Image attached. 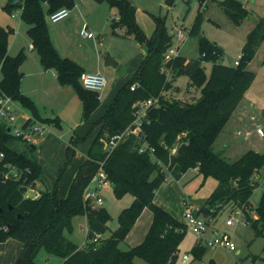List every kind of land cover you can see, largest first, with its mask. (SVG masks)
I'll return each instance as SVG.
<instances>
[{
    "label": "trees",
    "instance_id": "obj_1",
    "mask_svg": "<svg viewBox=\"0 0 264 264\" xmlns=\"http://www.w3.org/2000/svg\"><path fill=\"white\" fill-rule=\"evenodd\" d=\"M94 1H107L110 7L118 10V20H111L112 34L118 35L117 30L124 29L122 36H132L144 44L146 55L139 69L118 90L104 115L98 119L100 131L63 199L58 197L56 188L39 192L36 187L33 189L38 193L36 199L24 198L19 188H30L38 183L42 170L32 151L16 147L17 141L0 124V152L4 155L1 166L20 171L19 176L0 184V243L11 238L25 246L26 253L18 264H37L35 258L41 248L60 257L62 264H135L136 259L146 264H176L187 227L153 199L167 174L178 181L189 169H195L203 181L212 178L216 182L204 203L193 212L195 216L216 221L219 213L230 205L235 209L229 211L243 210L245 221L250 222L256 234H264V193L254 209L256 218L250 220L246 214L257 187L253 177L264 168V153L247 151L237 160L227 162L213 150L225 123L255 79V73L247 69V64L264 38V18H259L249 33L238 66H225L217 63L222 49L201 35L203 14L199 9L187 30L189 37L198 38V58L173 57L165 64L170 73L168 79L161 68L164 54L172 45V35L165 27L164 19L152 16L154 31L146 37L134 21V7L129 0ZM198 1L202 8L206 0ZM219 5L236 21L247 15L238 0H224ZM73 7L74 0H7L4 10L9 14L19 10L20 19L28 25L27 36L42 68L53 71L61 86H71L75 90L85 121L99 106V94L82 87L78 79L83 69L57 53L46 23V15L61 8L70 11ZM12 33V28L0 25V94L17 101L33 118L60 128L57 118L42 120L32 100L21 93L20 67L26 54L21 50L13 57L8 55V39ZM204 62L212 64L208 76L204 73ZM180 74L189 78L187 91L199 90V97L190 104L182 103L168 93L178 90L171 80ZM134 84L136 87L131 90ZM158 95V105L146 110L136 134L125 137L107 154L109 140L133 127L134 105ZM73 156L74 151L68 145L58 180ZM101 162L115 197L130 194L132 202L120 212L117 229L108 238L92 243L94 234L102 236L106 232L109 220L105 209L83 199ZM144 209L152 213L144 240L135 247L122 250L120 244ZM79 216L86 219V239L82 247L64 236L65 232H72L71 222ZM207 251L204 244H194L190 250L192 261L201 264Z\"/></svg>",
    "mask_w": 264,
    "mask_h": 264
},
{
    "label": "rangeland",
    "instance_id": "obj_2",
    "mask_svg": "<svg viewBox=\"0 0 264 264\" xmlns=\"http://www.w3.org/2000/svg\"><path fill=\"white\" fill-rule=\"evenodd\" d=\"M165 1L129 0L134 7V21L143 34L150 37L154 31L152 16L161 17L164 19L168 32L172 35L171 48L175 51V54L187 59H196L198 58V38L189 37L187 30L192 25L198 10L201 9L203 14L201 35L222 49L217 63L225 66H234L233 63L240 56L241 49L249 33L256 27L258 19L264 18V0H238L247 11L246 17L240 21L232 19L219 5L224 0H206L202 8H200L198 0H172L170 5H166ZM6 2L7 0H0V25L9 26L14 30L9 37L8 55L13 57L21 48H24L27 60L22 69L31 71L40 63L37 53L29 50V46H32V44L26 32L28 25L20 19L19 10L12 14L4 10ZM87 2H92L95 6L93 13H91V9L87 8ZM77 4L84 9V12L80 13L81 18L79 21L74 18L72 22H67L69 19L67 18L61 22L53 23L46 15L51 43L59 55L71 57L79 64L86 63L89 66H94L100 54L102 61L101 75L105 78L106 85L103 91L99 93L100 105L85 121L82 119V109L78 96L71 86H61L48 75L47 79L43 78L42 83L36 87L38 88L37 108L42 117H58L61 121L60 128L47 125L48 133L44 136V143L38 145L37 149L33 151L37 161L42 164L44 169L39 184L43 190L48 191L56 188L57 177L66 160V147L69 145L74 151V156L68 166L67 172H69V169L73 168L79 158L87 154L97 137L100 131L97 122L101 113H104L106 108L110 106L118 90L133 77L142 64L144 55H146L144 44H140L132 36H122L125 33L124 29H118V35L112 34L111 18L119 17V14L118 10L115 7H110L107 1L98 3L94 0H74L72 9H76ZM102 8H104V11H102ZM72 12L70 9L69 14ZM101 14H104V22ZM89 15L91 17L88 20ZM83 27L92 34V39L82 36L81 30ZM107 55L114 64L105 67L104 62ZM211 65L209 62L203 64L204 73L207 76L210 73ZM247 69L255 73V79L251 84L252 89L247 98L259 99L262 107H264V38L257 46L253 58L247 64ZM24 82L29 87L36 85V79L33 77H26ZM188 82L189 78L185 74L176 75L171 83L178 90H169V93H172L176 100L180 99L187 92ZM44 86H46V89H43ZM192 93L196 94V99L200 95L198 89H192ZM188 95H191V93H188ZM254 111L260 112L258 119L254 121L248 122L247 117L240 115L242 123L246 125L243 127L238 126V132L230 130V123L226 124L228 119L222 129L223 131L227 129V132L222 133L221 131L215 140L213 150L227 162L237 160L248 150L264 153V137H260L256 133L258 128L264 131V110L254 106ZM23 112L30 115V112L26 109ZM71 140L73 142L70 143ZM224 144L226 145L224 146ZM15 145L19 149L27 150L28 148L19 142H16ZM172 153H174V150ZM57 166H60V168H57ZM55 169H59L56 178L48 173V171L51 173ZM259 172L260 174L256 176L259 177L258 186L255 188L250 199V205L246 209V214L249 215L250 220L256 218L254 209L258 205L262 193H264V168L260 169ZM215 185L216 182L212 178L203 181V177L195 169L186 171L178 181L167 174L165 182L155 193L153 201L161 208L168 210L173 217L183 222L185 204L192 209V212H195L194 209L204 203ZM93 188L94 186L88 185L84 191L85 198L88 197ZM96 195L102 203L101 207L109 215L107 230L100 238V240H104L117 229L119 225L118 216L124 208L131 204L132 196L125 194L117 198L109 186L96 190ZM183 197L186 202L182 201ZM90 202L94 205L92 200ZM233 209L235 208L229 205L219 213L216 218V227L222 226L224 228L227 216L231 212L237 211L235 215L241 216L239 209L229 211ZM151 222L152 213L150 210L144 209L120 244V248L125 250L127 247H135L142 243ZM246 223L237 225L235 228L226 229L236 249L233 253L231 252V255L225 254L222 256V264H228L232 260V264H264V251H262V248H264V234H256L250 222ZM71 225L74 240L78 244L83 243L86 239L85 217L74 218ZM144 231L145 234L141 237ZM205 237L207 239L212 238L209 232L206 233ZM13 240H6L3 247L0 245V264H18V261L23 257V254L20 255L21 250H19V246L22 245ZM195 240V236L187 228V232L179 246V257L176 264H183L182 257L184 254L189 256L188 264H200L198 261L193 262L190 254ZM98 244L96 245L98 246ZM237 251H240V253L236 254ZM215 260L217 263L218 259ZM35 262L37 264H62V259L48 254L44 248H41L36 255ZM201 262H209V260ZM135 264L146 263L136 259Z\"/></svg>",
    "mask_w": 264,
    "mask_h": 264
},
{
    "label": "built area",
    "instance_id": "obj_3",
    "mask_svg": "<svg viewBox=\"0 0 264 264\" xmlns=\"http://www.w3.org/2000/svg\"><path fill=\"white\" fill-rule=\"evenodd\" d=\"M69 9L61 8L57 11L48 15L49 20L53 23L59 22L69 15ZM113 20L117 21L118 17H113ZM82 35L88 39L93 38L92 34L86 31L85 27L82 30ZM175 51L170 47L164 54L163 57V67L161 68V72L167 74L168 79L170 78V73L168 69L165 67V64L175 57ZM240 61V56L237 57L236 61L234 62V66H238ZM79 82L82 87L86 90L95 92L99 94L103 91L106 80L100 73H81L79 76ZM136 85L131 86V90H133ZM191 93V95H188ZM172 97H174L172 95ZM175 99V98H174ZM196 99V94L192 93V90L185 92L179 100L182 103L190 104ZM159 103V95L153 98H150L144 102H137L134 105V118L132 128L128 127L124 132L121 134L113 136L109 142L106 144V152L110 154L111 151L121 142L124 140L125 137L128 135L136 134L138 130V126L140 120L145 117L146 110L150 107H155ZM0 124L6 127V132L9 136H11L14 140L19 143H22L25 146H30L35 144L37 140H40L48 133V124L41 120H37L33 117L25 116L23 114L22 106L12 99L11 97L0 94ZM8 129V130H7ZM257 134L261 137H264V131L260 128L256 130ZM173 152V151H172ZM3 153L0 152V184L4 183L7 179L14 176H19L17 173V169L11 166H1V162L3 160ZM103 162L100 163L99 170L91 179L89 186H94L93 190L89 193L88 197L85 198L83 195L84 200H92L94 206L101 207L102 203L99 200V197L96 195V190L104 187L109 186V182L107 180L106 174L102 169ZM38 197V193L33 192L32 194L25 193L24 198H31L36 199ZM238 210V209H237ZM238 211L241 212V216H236V212H231L224 223V228L230 229L235 228L237 225L240 224H247L244 219L243 212L239 209ZM184 224L190 230V232L195 236V245L204 244L207 248H220L227 252L235 251V245L231 240V236L228 235L225 231L215 227L216 221L214 220H207L201 216H195L190 208H188L185 204V212H184ZM210 232L212 238L207 239L205 237L206 233ZM101 238L100 235L94 234L93 238L91 239L92 243L97 242ZM85 245V244H84ZM83 245V246H84ZM189 261V256L184 254L182 257V263L186 264ZM201 264H209L208 262H202Z\"/></svg>",
    "mask_w": 264,
    "mask_h": 264
},
{
    "label": "crops",
    "instance_id": "obj_4",
    "mask_svg": "<svg viewBox=\"0 0 264 264\" xmlns=\"http://www.w3.org/2000/svg\"><path fill=\"white\" fill-rule=\"evenodd\" d=\"M84 3H86V2H84ZM88 3V2H87ZM87 5V8H89V9H91V13H93V11H95L94 9H95V6L93 5V3L92 2H89L88 4H86ZM80 8H81V10H80ZM72 13L71 14H69L68 15V17L67 18H69L68 19V21L67 22H72V20L75 18V19H77L78 21L80 20V18H81V12H84V9L81 7V5L79 6L78 4H77V7H76V9L74 8V9H72ZM102 11H104V8H102ZM70 13V12H69ZM90 13V14H91ZM19 15V14H18ZM90 17H91V15H89L88 16V20L90 19ZM103 17V18H102ZM67 18H65V19H67ZM101 18H102V20H103V22L105 21V18H104V14L102 15L101 14ZM64 20V19H63ZM111 20H112V18H111ZM62 21V20H61ZM61 21H59V22H61ZM56 23H58V22H56ZM1 26H2V24H1ZM4 27V26H3ZM7 27H9V26H7ZM11 28V27H10ZM84 28V27H83ZM13 30V29H12ZM83 30V29H82ZM82 30H81V32H82ZM14 31V30H13ZM82 34V33H81ZM83 36V35H82ZM90 39H92V38H90ZM8 45H9V39H8ZM24 48H21L20 49V51L22 50L23 52H24V50H23ZM33 48H32V46H29V50L30 51H33L32 50ZM56 49V48H55ZM61 57H65V58H69V59H71V60H73L74 62H76L74 59H72L71 57H67V56H62V55H60ZM145 56V55H144ZM100 57V58H99ZM98 59H97V63L94 65V66H89V64L87 65L86 63H80V64H82V65H80L78 62H76L82 69H83V72H85V73H100L101 74V69H102V66H101V55L99 54L98 55V57H97ZM26 60H27V56H26ZM26 60L24 61V63L26 62ZM236 61V60H235ZM234 61V62H235ZM23 63V64H24ZM40 63V62H39ZM23 64L21 65V67H20V71H21V73H22V78H21V82H20V91H21V93L23 94V95H25V96H27L30 100H32V102H33V104L35 105V107H36V110H37V112H38V115H39V117L43 120V119H54V118H51V117H48V118H43L42 117V115L40 114V112H39V110H38V108H37V106H38V101H37V91H38V88H36L40 83H42V79L43 78H46L48 75H50V78H52V79H55L56 80V76H55V74H54V72L53 71H51V70H44L43 68H42V66H41V64H39L38 66H36V67H34L33 68V70H28V69H22V66H23ZM86 64V65H85ZM233 65H234V63H233ZM53 74H54V77H53ZM33 77V78H35L36 79V85L34 86V87H29V86H27L26 85V83L24 82L25 81V78L26 77ZM47 79V78H46ZM57 81V80H56ZM34 88H36V89H34ZM43 89H46V86H44V88ZM251 89H252V85L247 89V91L245 92V94H244V96H243V98L241 99V101L239 102V104L237 105V107L233 110V112H232V114H231V116H230V118H229V120H228V122L226 123V124H228V123H230V130L232 129L233 131H235V132H238L239 131V129H238V126H241V127H243V126H245L246 124H243L242 123V117H240V115L241 116H244V117H247V119H248V122L249 121H254L255 119H258V116L260 115V112H258V111H254V106H257V107H259L260 108V110H264V107H262V104H261V102L259 101V99H256V98H254V97H252V98H247V95H248V93H250V91H251ZM169 93V92H168ZM173 95V94H172ZM174 96V95H173ZM80 102V101H79ZM99 102H100V97H99ZM100 105V104H99ZM80 106H81V103H80ZM23 108V107H22ZM98 108V107H97ZM25 108H23V110H24ZM81 109H82V107H81ZM107 109V108H106ZM105 113V112H104ZM104 113L102 112L101 113V116H103L104 115ZM23 114H25V116H29V117H32V115L30 114V115H26V113H24L23 112ZM100 116V117H101ZM55 118H57L59 121H60V119L58 118V117H55ZM60 125H61V121H60ZM225 132H227V129H225L224 131L222 130V133H225ZM257 133V132H256ZM220 135V134H219ZM261 137V136H260ZM224 140H226V139H224ZM44 141H45V139H44V137L43 138H41L40 140H37L36 141V143L35 144H32L33 146H35V149L34 150H32L31 148H30V146H28V149H30L31 151H32V155H33V157L36 159V157L34 156V153H33V151H35L36 149H37V146L38 145H42L43 143H44ZM226 144H224V146H225ZM214 146V145H213ZM67 148V147H66ZM214 149V148H213ZM248 151H252V150H248ZM255 152V151H254ZM66 154V153H65ZM87 155V154H86ZM86 155L85 156H81L80 158H79V160L77 161V163L73 166V168H71V169H69V172H67L68 171V167L64 170V172L62 173V175L60 176V179L58 180V177H59V175H58V177H57V173H58V170L59 169H55V171H53V172H49L48 171V173L49 174H51V176H53L54 178H56L57 177V180H56V189H57V194H58V197L59 198H61V199H63V198H65L66 197V195H67V193H68V189H69V187H70V184H71V182H72V179H73V177H74V175H75V173H76V171H77V169H78V167H79V165L82 163V161L86 158ZM36 161H37V159H36ZM65 162V161H64ZM37 163L40 165V167H41V170H42V173L44 172V169H43V166H42V164L39 162V161H37ZM64 164V163H63ZM69 166V165H68ZM57 168H60V166H57ZM68 173V174H67ZM258 174H260V172H258ZM258 174H255L254 175V177H253V179L256 181V184H257V186H258V180H259V177H256V176H258ZM40 182V181H39ZM39 182L38 183H36V190L37 191H46V190H43V188H42V186H40V184H39ZM214 189V188H213ZM212 189V190H213ZM48 191V190H47ZM210 194V193H209ZM185 198L183 197L182 198V201L184 202L185 200H184ZM186 202V201H185ZM155 203V202H154ZM189 205V204H188ZM159 206V205H158ZM199 207V206H198ZM198 207H196V209H194L195 211L198 209ZM168 211V210H167ZM191 211H192V209H191ZM147 215V214H146ZM147 218H148V216H147ZM139 221V220H138ZM215 227H216V223H215ZM218 227V226H217ZM85 228H86V219H85ZM219 229H221V230H223V231H225L226 232V228H223L222 226H219L218 227ZM210 233V232H209ZM227 233V232H226ZM144 234H145V231L142 233V235H141V237H143L144 236ZM228 234V233H227ZM229 235V234H228ZM64 236L67 238V239H69L70 241H72L74 244H76L77 246H79V247H82L84 244H85V241L83 242V243H77L75 240H74V234H73V231L71 232V233H68V232H65L64 233ZM11 239V238H10ZM8 240V239H7ZM141 240V239H140ZM13 241H17V240H13ZM6 242V241H5ZM5 242H3V243H0V245H1V247H3V245H4V243ZM19 242V241H18ZM20 244L19 245H22V246H19L20 248H19V250H21L20 251V255H22V256H24V254L26 253V249H25V246L21 243V242H19ZM127 248H129V247H127ZM233 253V252H232ZM240 253V251H237L236 252V254H239ZM231 255V253L230 252H227V251H225V250H223V249H218V248H212V249H208V251H207V253L205 254V256L203 257V259H202V261H205V260H209V264H222L223 262H222V256H224V255ZM218 259V262L216 263V260L215 259ZM233 261V260H232ZM232 261L230 262V263H228V264H232Z\"/></svg>",
    "mask_w": 264,
    "mask_h": 264
},
{
    "label": "water",
    "instance_id": "obj_5",
    "mask_svg": "<svg viewBox=\"0 0 264 264\" xmlns=\"http://www.w3.org/2000/svg\"><path fill=\"white\" fill-rule=\"evenodd\" d=\"M171 1H172V0H166V1H165V4H166V5H170V4H171ZM111 64H114V63H113V61L109 58V56L107 55V56L105 57L104 65H105V67H106V66H109V65H111ZM7 130H8V129H7ZM30 148H31L32 150H34V149H35V146L30 145ZM17 173L19 174L20 171L18 170ZM35 186H36V184H32L30 188H28V187H21V188H19V191H20L21 193H23V194L28 193V194L30 195V194H32V193L34 192L33 189H34ZM109 187L111 188L112 186L109 185Z\"/></svg>",
    "mask_w": 264,
    "mask_h": 264
}]
</instances>
